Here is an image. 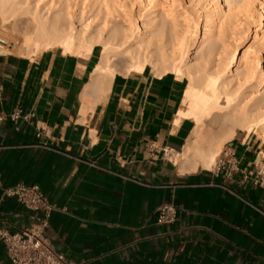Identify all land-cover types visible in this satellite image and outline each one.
<instances>
[{
  "label": "crops",
  "instance_id": "obj_1",
  "mask_svg": "<svg viewBox=\"0 0 264 264\" xmlns=\"http://www.w3.org/2000/svg\"><path fill=\"white\" fill-rule=\"evenodd\" d=\"M96 65L94 53L60 49L0 55V110L32 112L45 129L38 138L25 122L0 124V228L33 224L34 213L1 199L24 183L55 205L46 238L76 263L264 264V143L243 132L226 143L239 161L231 177L181 173L173 158L195 130L188 118L177 125L187 79L118 74L81 114ZM170 202L177 221L158 224L157 208ZM0 264H10L1 241Z\"/></svg>",
  "mask_w": 264,
  "mask_h": 264
},
{
  "label": "bare ground",
  "instance_id": "obj_2",
  "mask_svg": "<svg viewBox=\"0 0 264 264\" xmlns=\"http://www.w3.org/2000/svg\"><path fill=\"white\" fill-rule=\"evenodd\" d=\"M251 2L0 0V29L14 34L8 32L11 40L0 37V55L18 53L31 59L41 51L60 49L89 59L100 48L81 114L106 99L118 74L150 68L159 77L173 73L187 79L186 109L177 125L188 118L195 130L178 155L183 162L176 165L184 174L210 170L239 132L264 143V0H256L260 11L251 37L226 45V39L244 33L237 16L241 10L252 12ZM185 6L191 14L200 9L204 13H197L193 22Z\"/></svg>",
  "mask_w": 264,
  "mask_h": 264
},
{
  "label": "built area",
  "instance_id": "obj_3",
  "mask_svg": "<svg viewBox=\"0 0 264 264\" xmlns=\"http://www.w3.org/2000/svg\"><path fill=\"white\" fill-rule=\"evenodd\" d=\"M5 121H11L14 124L22 121L34 126L38 138L45 132L36 120V115L20 107L10 113L0 110V124ZM237 171H239L237 151L231 146H226L213 166V172L217 176L225 173L231 177ZM7 198L16 199L27 211L35 214L32 218L33 224L20 232L11 233L0 228V241L5 246L10 264H84L68 259L65 254L56 251L48 242L46 231L50 227V219L56 207L43 193L40 186L19 183L4 188L1 199ZM177 218L178 207L174 203H165L157 208L156 221L158 224L170 225L175 223Z\"/></svg>",
  "mask_w": 264,
  "mask_h": 264
},
{
  "label": "rangeland",
  "instance_id": "obj_4",
  "mask_svg": "<svg viewBox=\"0 0 264 264\" xmlns=\"http://www.w3.org/2000/svg\"><path fill=\"white\" fill-rule=\"evenodd\" d=\"M252 2L250 3L251 5L250 6H252V12H246V11H244V10H241L239 13H238V16H237V20H239L240 21V23H242V25H243V27H242V30H244V33L243 34H241V36L239 35V36H236V37H234L233 39H226V45L227 46H231L233 43H234V41L236 40V39H239V38H243L242 40H244V39H248V38H250L251 37V35H252V33H253V29H254V26H255V22H256V18H257V13L260 11L259 9H260V7L258 6V4L256 3V0H251ZM187 7V8H186ZM200 9V7H197V9L196 10H199ZM185 11H188L189 12V14H188V16H189V18H191L192 19V21L194 22V21H196V19H197V17H198V15H196L197 13L198 14H200V13H204V10L202 11V9H200L199 11H194L192 14H191V7H189V6H185ZM196 12V13H195ZM200 12V13H199ZM182 13V12H181ZM248 13V14H247ZM251 15V16H250ZM194 18V19H193ZM196 18V19H195ZM247 18V19H246ZM255 18V19H254ZM179 20H181V19H179ZM251 20V21H250ZM255 22H254V21ZM23 27V25H20L19 26V28H22ZM249 28V30L247 31V29ZM245 30H246V32H245ZM7 33H6V32ZM181 31H182V28H180L179 27V36L181 35ZM3 32V33H2ZM4 32L6 33V34H4ZM10 31L9 30H1L0 29V34L2 33V35L0 36V37H2V36H5V38H7V39H9V40H11V37L9 36L10 34ZM13 34V33H12ZM11 34V35H12ZM8 35V36H7ZM14 35V34H13ZM3 38V37H2ZM240 48H242V45H241V47ZM42 53V51L40 52V53H37V54H33L32 56L34 57V55L35 56H38V55H40ZM16 55H19L18 53H15ZM94 55L96 56V58H97V62H98V60H99V57H100V48H97L95 51H94ZM261 57H262V61L264 62V54L263 55H261ZM30 58V57H29ZM32 58V57H31ZM124 66V65H123ZM125 75V74H124ZM186 109V105H185V107H184V110ZM214 132H216V133H218V131L220 132V130L219 129H214L213 130ZM213 132V133H214ZM255 138L256 139H258V136H255ZM260 141V143H263L262 142V140H259ZM224 148H225V146H224ZM223 148V149H224ZM222 149V150H223ZM263 157V156H262ZM178 158V159H177ZM218 159V158H217ZM173 161L176 163V161H179V164H181L183 161H182V157L181 156H176V157H174L173 158Z\"/></svg>",
  "mask_w": 264,
  "mask_h": 264
}]
</instances>
